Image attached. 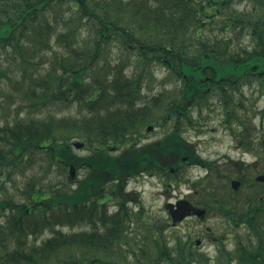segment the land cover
<instances>
[{"label": "trees", "instance_id": "1", "mask_svg": "<svg viewBox=\"0 0 264 264\" xmlns=\"http://www.w3.org/2000/svg\"><path fill=\"white\" fill-rule=\"evenodd\" d=\"M230 1L0 0V96L14 89L23 95L20 110L26 103L33 112L0 125V189L34 155L49 168L58 165L69 172L74 165L86 171L77 188H67L68 180H75L70 174L46 187L36 176L24 189L25 199L0 197V264L130 263L127 257L121 262L119 257L107 260L95 253L106 254L103 248L111 246L113 256L123 253L119 243L132 215L120 193L130 176L158 165L168 181L173 177L178 181L185 165L210 166L183 135L195 104L213 92L233 103L238 98L228 96L229 84L264 81V0H254L260 11L250 19L230 8ZM67 4L69 10L63 12ZM248 21L260 50H234V41L202 40L208 23L223 22L225 31L234 32ZM115 46L122 55L111 59L109 49ZM155 65L169 70L178 85L174 92H160L148 101L143 89ZM51 104H73L78 110L68 118L42 115ZM153 107L159 110L154 112ZM155 113L159 116L155 123L172 127L136 147V161L129 155L104 154L108 149L102 146L112 140L109 144L131 142L146 124L153 125ZM198 116L200 121L202 113ZM232 117L247 128L240 114ZM75 136L90 148L101 145L99 152L77 154L71 141ZM106 173L114 181L112 199L117 203L111 214L108 203L97 200ZM261 211L264 208L257 214ZM79 223L88 228L64 230ZM163 226L155 227L162 232ZM46 230L52 235L38 241ZM158 231L153 232L158 248L151 261L134 264L204 263L192 245L178 247L175 254L166 239L155 235ZM247 264L258 261L249 258Z\"/></svg>", "mask_w": 264, "mask_h": 264}, {"label": "rangeland", "instance_id": "2", "mask_svg": "<svg viewBox=\"0 0 264 264\" xmlns=\"http://www.w3.org/2000/svg\"><path fill=\"white\" fill-rule=\"evenodd\" d=\"M68 7V4L65 5L62 8L63 12L68 11ZM229 7L243 13L244 17L248 19L258 16L260 11V9H258L260 8V5L254 0H231ZM249 26L248 21V23H244L241 30L229 32L224 30L223 22L215 23L214 26H210L208 23L202 40L207 42L220 41L223 43L234 41L231 46L234 50L242 49L244 51L246 48L260 50L259 43L254 40L252 29H250ZM85 36L86 33H83L82 38H85ZM52 45L56 48L54 41H52ZM109 51L111 52V59L116 58L118 54H120V56L122 55L117 46L111 47ZM113 63H116L115 60H113ZM129 72H133L132 67L129 68ZM150 75L151 78L145 82L146 84L143 89L145 100L150 101L153 95H157L160 92H165L167 94L170 90L174 92L175 87L178 85L177 79L170 74L169 70L159 65H155L154 68H152ZM244 82H246V79H242V82L239 83L240 85L229 84V86H227V93L229 91L228 96L230 95L234 97L237 94L241 97L242 100H237L241 105L240 107L239 105L237 107L234 106L232 101L223 102V97L219 95L215 96V92H213V94L210 95V98H207L206 100H204V98L200 99L199 102L195 104L196 109L192 110L194 113L191 112L192 122L191 124L185 123L186 125L183 129L184 137L196 147L198 153L204 160L207 162L214 160L218 161L217 170L215 164L208 166V168L201 164H191L184 166L182 171L177 174L176 178L178 181H175L174 177L171 181H168L167 176L163 174L159 178L158 175L151 177L146 174L128 180L129 183L127 189H125L127 186L126 182V186L121 189L120 193V199H123L122 201L125 202V205L129 208L130 214L132 215V221L125 227L123 241L119 243L123 253L121 256H113V247L111 246V248H103L106 254L95 251L97 256L107 260H117L119 257V259L122 260L121 262H126L125 257H127V263L130 262L129 264H134L137 260L150 262L158 248L154 241L153 232L158 231L155 226L164 225L162 232H155V235L157 234V237L162 236L166 239L168 246L175 250V254L178 252V247H190L192 245L193 249L198 252L197 256L199 258L202 259V254H204V250L206 249V253L213 255L215 258L210 264H218L217 261L219 259L221 261L214 245H211V247H204L203 241L200 244H195V239L204 236V228L206 226L215 227L220 234L235 232V229L229 228L227 221L224 218V212L226 210H233L236 212L234 213V216L237 218L240 213L245 211V206L248 205L249 200L254 199L255 205H261L259 200L256 199V196H259L257 195V188L254 187L250 190L251 188H248L243 184L241 185L242 187L233 192L231 191L232 189L229 183L230 178L235 176V174L241 170L239 166H236L229 161L238 157L242 158L243 156L241 155V149L235 147L236 139L232 135V129L230 127V125H232L233 128L239 130V125L233 121L226 123V111H235L245 119L246 124L251 126L250 131H247V133H264V83L260 84L257 82L256 84L250 85ZM242 83L244 85L243 94L238 93V89L242 88ZM7 93L8 94L6 95L0 96V125H3L6 122H13L16 118H25L27 113H33L32 111H29V107L26 103L23 105L25 106L24 110H20V102L23 95L19 94L14 89L8 90ZM236 98L238 97L236 96ZM51 105L52 106L42 112V115L51 114L52 117H56V119L64 118L65 116L68 118L69 116L75 115L78 110L73 104L69 106L66 104ZM157 110H159L157 107H153L154 112ZM200 112L203 116L200 120V123L202 124L197 123V119L200 117L198 114ZM34 114L37 115L39 113ZM158 118V114L155 113V118L153 119L154 123H152L155 126V130L147 132V124L141 128L140 134L143 133V136L147 137L145 139L148 140L145 141L144 144L158 139L171 129V124L160 126L155 123L158 122L156 121ZM186 122H188V120H186ZM78 140L85 142L80 136L73 137L71 141L75 142ZM92 149L93 148H90L86 144L80 149L74 147L75 152L81 156L90 155ZM246 158L249 160L253 159L250 153L246 154ZM40 159V155H34L30 163L24 164L21 168L16 169L13 173V179L3 183L4 188L0 189V197L4 198L7 196H13L18 200L25 199L24 189L26 188L27 183L36 176L40 178L41 183L45 184V187L49 184H56L58 181L61 182L68 177L69 172L59 168L58 165L49 168L48 163L43 161L40 162ZM85 174V169L78 168L75 180H73V182L68 180L67 188L70 185H72L73 188H77L79 180L84 179ZM227 183H229V190L224 187ZM219 186H222V188ZM259 187H262V185L258 186V188ZM135 189L138 191L134 192ZM94 190H96V186L94 187ZM251 192L256 195L252 197ZM104 194L105 189L100 190L98 199ZM205 196L211 201V210H208L206 220L199 221L197 217H185L178 221V223L181 222L179 226H173L170 214L165 208L167 201L175 202L181 198H185L186 200H190L189 198H191V200L194 199L196 202L200 200L198 203L202 205ZM217 198L223 202L219 200V203L216 200ZM107 203L108 211H116L117 203L114 199L108 200ZM262 205L264 206V203H262ZM215 210L219 211L221 216H212V213ZM255 223L256 232L260 233V237L263 238L264 232L261 226L264 225V211L257 214ZM86 228L88 227H86L84 223H79L78 227L74 229L64 227V230L78 231ZM240 230L243 233L249 234L246 228H240ZM51 235L52 232L46 230L38 237V241H42ZM251 235L253 236V233H251ZM259 243L258 238L255 246H258ZM245 244L246 250H248L250 246L249 244L253 245L252 238L249 239L246 237ZM128 247L133 249L132 252H127ZM101 249L102 248L98 250ZM248 260L249 259H246V262H243V264H247ZM162 264L182 263L176 260L175 263L163 262ZM190 264L204 263L192 261Z\"/></svg>", "mask_w": 264, "mask_h": 264}, {"label": "flooded vegetation", "instance_id": "3", "mask_svg": "<svg viewBox=\"0 0 264 264\" xmlns=\"http://www.w3.org/2000/svg\"><path fill=\"white\" fill-rule=\"evenodd\" d=\"M232 104H234V106L236 107L240 105L238 101L233 102ZM234 113L236 112L229 111V110L226 111L227 116L225 117V121L226 123L233 121L239 125V130H236L235 128H233L232 125H230V127L232 129V135L236 139L235 147H237L238 149H241V153H242L241 155L243 157L235 158L234 160H231L229 162L236 166H239L241 170L238 171V173L243 172V175L234 179V180L240 181V185L237 189H234L232 187V182L234 181L232 179L233 176L230 178L229 183L232 189L231 191L233 192L237 191L240 187H242L241 185L243 184H245L248 188H251L250 190H252L254 187L256 188V186L262 185V187H259V189H257L258 190L257 195L259 196H256V199L258 198L261 205H255L254 199L249 200L248 205L245 206V211L243 213H240V215L237 218L236 216H234V213H236L235 211L226 210L227 215L225 214L224 218L227 221L229 228L235 229L236 231L232 233L226 232V233L220 234L217 232V229L215 227L206 226L204 228V236H201L199 238L197 237L195 239V244H200L203 241L204 247L205 246L211 247V245H214L216 247L217 255H219V257L221 258V261H224L226 264H243V262L245 263L246 259H249V258L251 259L253 258L257 260L258 264H264V237L261 238L260 233L256 232V225H255L256 224L255 219L257 216V212L264 208V206L262 205V203H264V180L262 181L259 179L260 177H264V140H263L264 133L263 132H257L258 134L255 132H254L255 134L254 133L251 134V132L244 133L243 130L245 129V127L243 126V124H239L238 121H236L235 118L232 117V114ZM198 122L200 123L201 121L198 120ZM143 135L144 134L141 133L136 138L132 139L131 142H128V141L125 143L118 142L116 144H109L110 143L109 142L105 145V147H107L109 151L108 153H104V154H108L114 157L121 156V155H129L131 161H136L135 155L138 152L136 147H143L145 144H149L153 142V141H150L144 144V142L148 140L145 139L147 137ZM112 142H115V141L112 140ZM100 148H101V145L97 143L94 145V151L99 152ZM247 153H250L252 155L253 157L252 160H249L246 158ZM183 160L186 162V164H188V159L186 157H184ZM94 161H96V158H94ZM217 162H218L217 160L210 162V165L215 164L216 170L218 167ZM250 173H253V174H250ZM142 174H145V175L147 174L151 177H154L155 175H158V178L161 177V173H159L158 165H156V167H151L149 165L148 171H141L136 175H132L130 179L135 178L137 176L138 177L142 176ZM94 175L98 176V169H94ZM104 182L105 184L98 189L99 192L100 190L105 189V194L103 196H100L98 199V202L100 204H105L108 200H111L113 197L112 192H113V182L114 181L111 179L109 173H106L104 175ZM128 183L129 182L127 181V186L125 185L126 186L125 189H127ZM229 183H227L224 186L226 187L227 190L230 189L228 186ZM222 186H219V187L222 188ZM136 191L138 190L135 189L134 192ZM251 193H252V197L256 195L253 192ZM181 199H185V198H181ZM189 199L194 205L200 206L198 201L196 202L194 199L192 200L191 198ZM179 200H176L175 202ZM216 200L219 203L221 201L219 198H217ZM210 202L211 201H209V198L205 196L204 208L206 209V211H207L206 204L210 206ZM212 216L217 217L221 215L219 211L215 210L212 213ZM191 217H196V216L192 214ZM206 217H207V212L206 214H204L203 218L197 217V219L199 221H203V220H206ZM180 224L181 222L173 226H179ZM240 228H243V229L246 228L249 234L243 233L240 230ZM262 230L264 232V227ZM250 232L253 233V236L251 235ZM256 233L259 235H257ZM246 237H248L249 239L252 238L253 240V245L249 244L250 246L248 250H246V244H245ZM258 238H259L260 243L258 246H255L256 240ZM214 260H215L214 256L206 253V249H205L204 250V264H210V262ZM221 261L219 259L217 263L221 264L220 263Z\"/></svg>", "mask_w": 264, "mask_h": 264}, {"label": "water", "instance_id": "4", "mask_svg": "<svg viewBox=\"0 0 264 264\" xmlns=\"http://www.w3.org/2000/svg\"><path fill=\"white\" fill-rule=\"evenodd\" d=\"M149 130L152 129L150 126ZM75 147L81 148L84 143L77 141L74 143ZM70 173L72 177H75L76 170L75 167L72 165L70 167ZM259 179L264 180V177H260ZM240 182H233V187L237 188ZM166 208L169 210L174 222L176 223L179 220L184 219L186 216L191 215L192 213L202 216L206 212L204 208L194 206L189 200H180L177 203L169 202L166 204Z\"/></svg>", "mask_w": 264, "mask_h": 264}, {"label": "bare ground", "instance_id": "5", "mask_svg": "<svg viewBox=\"0 0 264 264\" xmlns=\"http://www.w3.org/2000/svg\"><path fill=\"white\" fill-rule=\"evenodd\" d=\"M241 82H242V81H241ZM257 82L260 83V84H261L262 82L264 83V81L255 80L254 84H256ZM239 83H240V82H238V85H240ZM244 83H248V84H250L249 81H248L247 79H246V82H244ZM250 85H253V84H250ZM241 86H242V88L238 89V93L243 94V91H244V90H243V86H244L243 83L241 84ZM236 96L238 97L239 101L242 100L241 97H240L239 95L236 94ZM263 110H264V108H263ZM250 129H251V126L248 125L247 128H245V129L243 130V132H244V133H247V131H250ZM235 173H236V172H235ZM242 175H243V172L236 173L235 176L232 177V179L234 180V179H236V178H238L239 176H242ZM234 181H236V182H240V181H237V180H234ZM256 188L259 189L258 186H256ZM261 227L263 228L264 226L262 225Z\"/></svg>", "mask_w": 264, "mask_h": 264}]
</instances>
